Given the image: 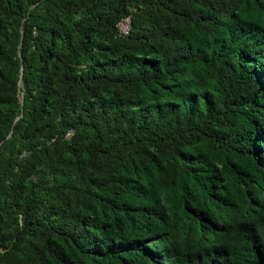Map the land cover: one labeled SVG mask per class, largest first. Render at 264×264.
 Returning <instances> with one entry per match:
<instances>
[{"label": "trees", "instance_id": "obj_1", "mask_svg": "<svg viewBox=\"0 0 264 264\" xmlns=\"http://www.w3.org/2000/svg\"><path fill=\"white\" fill-rule=\"evenodd\" d=\"M0 264H264V0H0Z\"/></svg>", "mask_w": 264, "mask_h": 264}, {"label": "built area", "instance_id": "obj_2", "mask_svg": "<svg viewBox=\"0 0 264 264\" xmlns=\"http://www.w3.org/2000/svg\"><path fill=\"white\" fill-rule=\"evenodd\" d=\"M117 27H118L120 33L126 35L128 33V30H129V21L124 20V21L120 22ZM68 135H70V133Z\"/></svg>", "mask_w": 264, "mask_h": 264}, {"label": "water", "instance_id": "obj_3", "mask_svg": "<svg viewBox=\"0 0 264 264\" xmlns=\"http://www.w3.org/2000/svg\"><path fill=\"white\" fill-rule=\"evenodd\" d=\"M21 101H23V95H21Z\"/></svg>", "mask_w": 264, "mask_h": 264}]
</instances>
